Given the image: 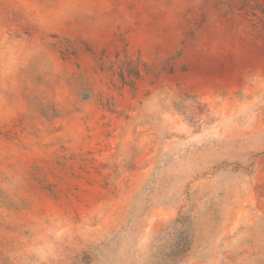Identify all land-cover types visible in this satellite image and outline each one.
<instances>
[{
	"label": "rangeland",
	"instance_id": "obj_1",
	"mask_svg": "<svg viewBox=\"0 0 264 264\" xmlns=\"http://www.w3.org/2000/svg\"><path fill=\"white\" fill-rule=\"evenodd\" d=\"M0 264H264V0H0Z\"/></svg>",
	"mask_w": 264,
	"mask_h": 264
}]
</instances>
